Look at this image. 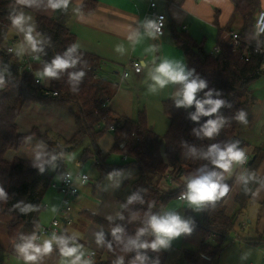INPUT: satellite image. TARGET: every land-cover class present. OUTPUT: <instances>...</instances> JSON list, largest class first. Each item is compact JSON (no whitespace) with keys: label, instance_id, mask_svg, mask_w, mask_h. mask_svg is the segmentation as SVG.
<instances>
[{"label":"trees","instance_id":"1","mask_svg":"<svg viewBox=\"0 0 264 264\" xmlns=\"http://www.w3.org/2000/svg\"><path fill=\"white\" fill-rule=\"evenodd\" d=\"M165 1L176 5L180 3V0ZM230 2L234 7L231 19L237 17L241 21L236 32L238 47L233 48L229 42L218 40L219 53L207 54L188 36L173 34L185 57L186 70H194L193 75L207 84L198 96L203 98L204 93L211 91L212 98L224 100L225 105L217 114L201 116L198 122H194L190 118L195 111L194 106L183 109L166 101L163 111L169 122L166 132L159 136L149 127L143 115L137 120L111 117L108 108L102 107L110 100L111 93L104 80L97 75L101 60L76 47L71 57L76 60L75 66L59 72L56 78L48 77L49 87L57 95L45 96L30 74L19 73L21 57L14 47L17 38H8L9 28L21 5L16 0H0V188L6 193V199L0 200V215L6 219L4 229L13 243L12 253H16L18 245L36 236L39 231L43 197L53 181V169L62 168V150L67 151L88 139V146L98 154L97 141L112 126L114 144L110 153L121 157V162L111 164L102 159L95 164L96 167L104 176L118 175L126 168H133L136 173L129 197L122 202L116 217L103 219L88 211L81 212L89 222L108 233L101 254L96 255L97 264H164L166 250L163 247L153 250L133 246L130 241L151 244L156 234L150 226V218L163 217L162 211L169 201L187 191L189 179L210 171L217 173L214 179L228 186V193L215 201L205 202L200 218L195 217L192 210H186L185 215L192 229L190 233L200 236V244L196 251L185 250L183 258L185 264H218L222 251L228 246L225 239L236 231L239 218L252 202V195L260 182L257 170L264 159V149L254 147L245 162L244 181L234 200L235 210L231 215H226L224 202L233 184L227 175L234 161L224 170L213 165L207 153L212 144L224 148L238 142V150L250 146L239 135L244 120L237 117L243 112L245 119L255 106L257 99L253 84L263 75L264 65V55L253 49L259 0ZM95 3L96 0H84L80 9L92 11ZM34 23L35 33L40 37L38 48L42 49L34 51L40 58L35 68L43 72L45 65L50 64L57 55L63 57L68 49L75 46V37L58 19L38 15ZM9 48L15 52L8 53ZM79 72L84 73L81 79L72 80L71 74ZM27 103L55 107L74 105L76 110H69L76 131L63 143V148L48 144L39 159L14 158L7 161V151L35 134V131L31 134H20L18 131L17 119ZM217 116L224 120L218 133L211 138L203 136V133L197 135L207 120L216 119ZM97 125H101V128L97 129ZM89 157L96 156L87 152L82 159ZM253 157V162L248 165ZM161 181L170 183L174 189H162ZM134 196L136 198L131 199ZM24 208L27 210L22 212ZM116 229L120 231L114 234ZM141 229L143 233L138 236ZM247 242L264 246V232L257 239Z\"/></svg>","mask_w":264,"mask_h":264},{"label":"crops","instance_id":"2","mask_svg":"<svg viewBox=\"0 0 264 264\" xmlns=\"http://www.w3.org/2000/svg\"><path fill=\"white\" fill-rule=\"evenodd\" d=\"M16 1L21 5V10L15 17L23 15L25 18L23 25L16 26L12 23L9 28L11 37L17 38L15 50L18 53H34L32 46L25 40V31L29 26L33 28L32 36L40 42V37L34 30L36 16L43 15L58 19L74 35V44L77 49L92 54L101 60V67L97 75L100 79L104 80L110 90L111 98L106 107L111 117L137 120L140 115H143L149 127L159 136H162L166 132L169 122V119L163 111V103L166 101L175 103L174 94L179 90L180 85L169 84L163 89L157 87L155 91H151L150 86L154 84L151 78L154 74V69L166 59L179 62L186 69L185 57L182 49L177 46L173 34H184L188 36L197 45L201 46L205 53L212 54L214 47L217 46L216 43L218 40L227 42L225 40L226 34L229 32H237L240 27V22L231 19L234 7L230 0H180V3L177 5L169 4L165 0H158L157 12L165 14L167 17L164 32L160 36L150 35L146 28L148 20L146 14L149 11L151 0H96L92 11L80 9L84 0H69L66 8L61 7L56 9H52L49 6V0H31L27 4L23 3L22 0ZM259 3V9L264 10V0H259ZM22 28L24 30H21ZM261 47L264 50V41L261 43ZM132 60L140 62L141 72L139 74H135L129 67V63ZM262 69L263 75L253 84V92L257 102L247 113L243 125L239 129L240 137L247 141L250 146L242 150L244 152V159L240 162L234 161L232 169L227 175V179H232L233 184L224 202L226 215H231L234 212V200L239 194L244 181V167L242 163L245 160L248 161L254 147L258 146L264 149V65ZM125 72L128 73V76L123 78ZM40 73L43 72L40 71ZM40 77L44 85H49L47 76L40 75ZM179 108L189 109L184 107ZM71 118L69 117L68 120H65L66 137L72 136L76 131L74 121L73 125L71 123ZM106 134H109L110 138ZM100 139H103L105 145H109L108 149L105 150L99 147ZM113 144L114 138L112 132L106 131L97 141L98 158L95 160L99 162L102 159H106L111 154L110 151ZM64 172L70 171L63 169V165L60 170L53 169L54 177L52 182L58 183L60 175ZM257 174L260 182L252 195V202L248 205L254 206V209L256 208L255 211L260 208L264 200V159L258 167ZM166 181H161L160 186L166 191H172L174 186ZM88 185L87 183L85 186L79 187V192L77 196L72 198V201L78 198L80 190ZM52 190H48L43 197V210L41 211L40 217H46H43L39 221L40 227L48 224L50 219L57 217L56 210L60 205L61 196ZM107 198L109 197L104 199ZM174 199L182 202L177 198ZM78 200L80 203L83 202L80 205L84 207L80 210L79 214V218L84 224L83 226H87V228L96 233L99 231L92 229V226L95 224L84 218L81 212L91 211V213L100 218L113 219V217L118 215L120 209V204L117 202L116 205L114 204L112 207H108L104 206L103 202L100 201L99 205L92 208L90 207L92 204L84 201L83 198ZM70 212L69 210L68 224L65 225L64 219L60 217L62 219V234L63 232L65 234L66 226L73 224ZM261 212H263V217L261 219L259 218L260 220H256V216L251 220L248 219V228L244 226L240 230L241 232L245 230L243 236L241 237L240 231L237 230L240 239H232L233 241L231 242H237L239 246H244L245 249L257 250L259 246L247 241L249 239H257L264 232V211ZM244 215L245 213H243ZM243 216L238 221L245 220L246 218ZM257 221L261 222L256 228ZM5 224L6 219L0 215V264H26L24 257L18 250L16 253H12L13 243L5 234ZM97 227L102 229L99 226ZM101 235L103 237V242H101L102 244L100 246L102 249L107 240L106 236L108 235L104 233H101ZM61 238L67 240L68 245L72 247L70 239H65L63 235H61ZM45 240L41 238L39 241L33 240V242L36 245H42ZM186 240L193 247V250L187 251L198 250L200 239L194 238L191 240L186 238ZM163 248L166 250L170 249L168 245ZM101 249L98 250L95 248V250L91 251H97L96 253L101 254ZM245 252L249 253L250 251ZM58 255H62L61 250H57L53 245L50 253L43 255L35 262H27V264H44L47 261H52L51 264H66L65 257L58 258ZM68 263L70 264V262ZM232 263L244 264L242 261ZM164 264H185L183 253L176 256L171 252L168 254L166 251Z\"/></svg>","mask_w":264,"mask_h":264},{"label":"rangeland","instance_id":"3","mask_svg":"<svg viewBox=\"0 0 264 264\" xmlns=\"http://www.w3.org/2000/svg\"><path fill=\"white\" fill-rule=\"evenodd\" d=\"M156 3L158 0H154ZM259 11V10H258ZM235 21H241L236 17ZM11 37L10 32H8V38ZM16 48V46H14ZM215 48V47H214ZM214 51V49H213ZM213 54V52H212ZM76 110L74 105H64L61 107L55 106H47V105H35L33 103H27L22 109L17 119V126L18 131L20 134H28L35 131L33 136H29L26 138L22 144L18 147L10 149L7 151L5 155V160L11 161L14 158L19 159H37L38 156L44 154L48 144L55 145L57 147L63 148L64 142L71 138V135L66 137L65 135V120H68L69 117L71 118L70 110ZM69 116V117H68ZM73 125L72 118L70 119ZM75 127V126H74ZM107 137L110 138L109 134H106ZM108 138V139H109ZM89 140L85 139L79 145L72 147L71 149L65 151L62 150V158H63V169L70 171V172H77L83 173L88 176L89 182L88 186L82 188L80 190L79 197L76 198L74 201L72 199L69 200L68 209L71 211L70 216L73 220L72 225H68L65 228V234H62V223H61V234L65 237V239L71 240V245L79 246V251L77 254L83 253L81 257V261L79 264H84L87 261V256L91 250L101 249V242H98V237L101 233L108 235V233L98 228L96 225L92 226L94 230L99 231L96 233L93 230L87 228V226H83L81 219L79 218L80 210L84 207H81L78 199L83 198L84 201L92 204L90 207L95 208V206L100 204V201L103 202L104 206L112 207V205H116V202L119 203V208L122 206V202L125 201L129 197L130 189H131V182L135 178V169L133 168H126L120 174L115 176H104L100 169L96 167L94 164V160L98 158L96 151L93 147H89ZM99 147L103 149H108L109 145H105L103 139L99 141ZM87 152L95 154L96 157L94 158H84L82 159L83 155ZM252 153V152H251ZM81 162V163H78ZM121 162V157L117 154L111 153L105 159V163L111 164H118ZM246 160L242 163V166H245ZM81 164V166H80ZM264 186V184H263ZM118 187V188H117ZM52 189L49 188V191ZM55 191V190H52ZM187 192V191H186ZM109 197L107 199H104ZM121 200V201H120ZM44 203V201H43ZM253 205V204H252ZM85 206V205H84ZM103 207V206H102ZM203 204L199 207L193 206L189 204L187 201L178 202L175 199H171L166 206L165 209L162 211L163 217L169 213H175L181 217L184 221H189L186 217L185 212L186 210H192L195 217L200 218L202 213ZM87 208V207H86ZM254 206H248L245 213V220L242 219L238 221L236 225V231L231 233L226 239L225 244L226 248L222 251L220 258L218 260L219 264H234L232 262L242 261V263L247 264H264V246L257 247V250H250L245 249L244 246H239L237 242H231L233 240L240 239L239 237L235 239L236 235H238L237 230H242L244 226L248 228L247 221L248 219L257 218L256 220H260L263 217L264 211V200L261 203L260 208L256 210ZM45 211V210H44ZM91 212V211H90ZM255 212V213H254ZM253 213V214H251ZM243 216V215H242ZM243 216V217H244ZM43 217L46 216H39V221L42 220ZM114 218V217H113ZM260 218V219H259ZM112 219V218H111ZM52 219L48 221V224L42 225L43 227L48 226L51 223ZM84 221V220H83ZM261 221H257V226ZM87 223V222H85ZM246 224V225H245ZM88 225V224H86ZM261 229V228H260ZM264 230V228H263ZM245 230L243 232L240 231V236H243ZM189 235V236H188ZM239 236V235H238ZM107 237V236H106ZM186 238L193 240L194 238L200 239L196 234H188L182 233L178 237H173L168 242V247L170 249L166 250L168 254L173 253L174 255L178 256L184 252V250H193V247L188 243ZM229 238V239H228ZM42 239L47 238L43 237ZM233 239V240H232ZM34 243V242H33ZM193 246V245H192ZM245 249V250H244ZM250 251L249 253L244 251ZM97 252V251H96ZM97 257L99 253H96ZM65 257L58 255V258ZM74 257H65V263L69 264ZM254 261V262H253ZM52 261H47L44 264H51Z\"/></svg>","mask_w":264,"mask_h":264},{"label":"clouds","instance_id":"4","mask_svg":"<svg viewBox=\"0 0 264 264\" xmlns=\"http://www.w3.org/2000/svg\"><path fill=\"white\" fill-rule=\"evenodd\" d=\"M23 3H30L31 0H22ZM69 0H49V6L52 9L66 8ZM24 16L20 15L13 19V24L21 26L24 23ZM162 24L157 21H149L146 28L149 30L150 35H155L160 31ZM21 30H24L23 28ZM33 28L29 26L25 31V40L32 46L33 51H40L38 48V41L32 36ZM75 51V46L68 49L63 57L57 55L50 64H46L43 73L39 75L56 78L58 73L74 67L76 60L72 59V53ZM194 70H186L185 67L179 63L171 60H164L154 69L152 80L154 84L150 86L151 91H155L157 87L163 89L169 84H179V90L174 94L176 107L195 108V111L190 114V118L194 122H198L201 116L211 117L217 114L219 110L225 105V101L222 99H213L212 92L208 91L204 93V97L200 98L198 94L207 87L206 82L200 79L198 76L193 75ZM84 75L83 72L72 73L71 79L79 81ZM237 119L243 121L244 113L241 112ZM223 118L217 116L216 119H209L199 129L197 135L203 133V136L211 138L214 134L218 133L219 129L223 126ZM193 131H196L195 129ZM238 143V142H236ZM236 143L228 144L224 148H221L218 144H212L209 147L207 155L211 157V162L218 168L227 170L230 164L240 162L244 159V152L238 150ZM40 157L38 156L37 159ZM43 171V168H40ZM217 176L215 171L202 173L194 176L187 182V192L183 193L181 199L186 200L189 204L199 207L205 202L215 201L216 199L227 195L228 186L219 183L214 177ZM132 197L131 199H135ZM6 199V193L3 188H0V200ZM130 199V202H131ZM27 209H21L26 211ZM150 226L153 232L156 234V239L151 243L137 244L136 240H131L130 244L142 248H151L157 250L161 247H167L168 242L173 237H178L182 233H190L192 231L189 226V222L184 221L181 217L175 213H169L164 217L152 216L150 218ZM119 229L114 230L115 232ZM143 233V229L140 230L138 236ZM36 237L28 239L22 245H18L19 253L24 257L27 262H35L43 255H46L52 251L53 243H57L61 246V254L65 257H74L70 261V264H79L83 253L77 254L79 246H68V241L62 238H57L53 234L52 239L45 240L42 245H36L33 243ZM103 237H98V242L102 241ZM140 259H143L140 257ZM84 264H89L85 261Z\"/></svg>","mask_w":264,"mask_h":264},{"label":"built area","instance_id":"5","mask_svg":"<svg viewBox=\"0 0 264 264\" xmlns=\"http://www.w3.org/2000/svg\"><path fill=\"white\" fill-rule=\"evenodd\" d=\"M157 3L154 0H151L149 4V11L146 14L147 17V23L149 21H157L162 24V27L158 33L155 34V36H160L163 34L167 17L165 14H160L157 12ZM149 31V30H148ZM254 35H255V43L253 45V49L256 53L264 55V50L261 47V43L264 41V10H259L257 12V17L254 25ZM225 40L230 43V45L233 48L238 47L239 45V39L236 32H229L226 34ZM8 53L13 54L15 50L13 48H9L7 50ZM219 53V47L218 45L215 46L213 54ZM19 56L21 57V66L19 68L20 74H30L33 78V81L36 85L41 87L42 93L45 96H56L57 92L50 89L49 85H44L42 83V79L40 77V71L37 70L35 67L40 62V58L36 53H20ZM129 67L132 69V71L135 74H139L141 72V65L140 62L137 60H132L129 63ZM128 76V73L123 74V78H126ZM107 103L103 104L102 107H106ZM97 129L101 128V125L96 126ZM114 127L110 126L108 131L113 132ZM123 159H126L125 157ZM94 163H98V161H94ZM89 182V178L87 175L80 173L79 171L76 173L71 172H64L60 175V180L58 183L52 182L50 185V188L55 190L59 195L61 196L60 205L56 210L57 217L53 218L51 223L43 227L41 226L39 228V231L37 233L36 241H39L41 238L45 237L48 240L52 239L53 234L57 238H61V220L64 219L65 225L69 223L68 215H69V200L73 197L77 196L79 192V187L85 186ZM183 194V193H182ZM182 194H180L177 199L179 201H185L181 199ZM59 216V217H58ZM60 217L62 219H60ZM238 238V235H236L235 239ZM55 248L57 250L59 249V244L53 243ZM69 246V245H68ZM71 247V246H69ZM87 262L89 264H97L96 261V252L90 251L87 256Z\"/></svg>","mask_w":264,"mask_h":264},{"label":"water","instance_id":"6","mask_svg":"<svg viewBox=\"0 0 264 264\" xmlns=\"http://www.w3.org/2000/svg\"><path fill=\"white\" fill-rule=\"evenodd\" d=\"M254 160V157L251 159V161H249L248 165H250Z\"/></svg>","mask_w":264,"mask_h":264}]
</instances>
